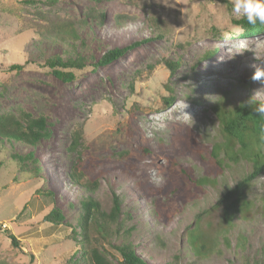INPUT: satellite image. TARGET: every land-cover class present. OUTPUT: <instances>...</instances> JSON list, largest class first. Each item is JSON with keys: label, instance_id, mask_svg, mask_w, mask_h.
I'll return each instance as SVG.
<instances>
[{"label": "rangeland", "instance_id": "374dc122", "mask_svg": "<svg viewBox=\"0 0 264 264\" xmlns=\"http://www.w3.org/2000/svg\"><path fill=\"white\" fill-rule=\"evenodd\" d=\"M228 1L0 0V116L24 112L41 116L48 132L33 146L16 142L0 148V262L83 264L65 260L74 250L81 255L70 228H52L49 222L38 220L41 199L36 190H48L63 221L74 224L78 199L86 191L70 178V169L77 158H92L88 173L99 177L94 198L108 211L113 194L120 196L122 212L130 215L123 226L132 229L128 240L146 262L242 264L262 259L264 263V171L244 188L252 201L250 214L234 220L224 233L227 242L216 234L221 214L210 209L226 188L251 170L249 161L226 160L228 166L208 174L209 182L189 185L186 194L172 201L169 210L173 213L166 222L154 218L153 199L145 198L136 182L143 168L146 177L159 186L163 181L159 166L166 164L165 158L141 157L136 176L117 169L100 172L103 166L122 162L126 156L122 153L131 154L132 147L145 142L153 150H173L177 146L170 143L183 126L192 130L195 140L210 146L217 139L211 105L223 92H228L226 105L245 99L264 103V81L252 78L257 67H264V33L241 36L234 23L240 17ZM115 14L129 18L116 22ZM152 14L161 16L168 26L163 38L151 36L147 15ZM56 22L74 24L78 38L61 40L43 30L36 34L38 28ZM119 47L126 48L106 64L74 70L70 81L57 78L41 64L52 54L65 59L76 51L91 64ZM166 61L174 64L173 73ZM15 64L19 67L12 68ZM169 94L174 100L165 107L163 97ZM74 131L81 137L72 150ZM13 151H31L35 162H26V169L20 170L10 161ZM176 158L194 165L195 179L212 170L206 160L193 161L183 154ZM33 167L38 168L37 175ZM34 196L38 199L31 206ZM196 213H202L206 235L217 236L216 249L202 258L195 257L186 243L185 229ZM7 233L20 239L18 247ZM76 238L80 240L78 232ZM121 240V231L113 234L114 244ZM175 257L179 258L176 262Z\"/></svg>", "mask_w": 264, "mask_h": 264}, {"label": "trees", "instance_id": "16d2710c", "mask_svg": "<svg viewBox=\"0 0 264 264\" xmlns=\"http://www.w3.org/2000/svg\"><path fill=\"white\" fill-rule=\"evenodd\" d=\"M24 1L32 3L34 0ZM49 2H53V0H49ZM223 2L230 4L228 0H223ZM103 16L101 14L100 19ZM127 18H129L127 14H115L116 22ZM234 23L239 34L243 37L264 33V25L259 23L252 26L242 18L236 19ZM147 24L150 27L151 36L163 38L169 33L168 26L163 18L157 14L147 15ZM73 25L72 23L56 22L48 28H38L36 34H40L39 31L43 30L56 38L69 41L78 38ZM125 48L109 49L99 59L91 61V64L85 63V56L79 51H76L73 57L65 59L58 54H52L45 57L41 64L57 78L70 81L74 78V70H80L87 66L92 69L97 64H106L110 59L124 51ZM165 64L173 73L174 64L167 61ZM11 67L18 68L19 65L15 64ZM166 88L168 91L170 90L167 85ZM227 94L228 92L221 93L211 105L217 122V139L210 146H204L195 140L197 137H195L192 130L187 126H183L184 128L176 130L173 137L174 142L170 143L177 146L173 147V150L170 148H164L160 151L153 150L145 142L142 145L132 147L131 154L122 153L126 155L122 162L111 167L103 166L100 172L117 169L130 176H136V170L139 168L138 162L141 157L146 156L153 160L165 158L166 164L160 163L159 166L163 173V181L159 186L153 184L146 177V170L143 168L140 169L141 178L136 179V182L138 191L145 198L153 199L151 212L154 218L166 222L169 221L173 213L169 210V208H172V201H175L180 195L186 194L190 188L189 185L209 182L208 174L215 175L220 172L222 166H228L227 161L237 163L240 158L249 161L251 170L242 176L234 186L226 188L223 194L210 206L211 210H217L221 214V223H219L216 234L218 238L221 237L222 240L227 242L224 233L235 224L234 220L237 218L244 219L249 217L250 214L249 209L252 201L246 197L244 188L264 171V115H257L254 111L261 103L245 99L233 106L226 105ZM173 98L171 94L163 97L165 107L173 103ZM130 132L131 130L128 129V135H130ZM45 137H48V132L45 119L41 116L32 117L25 112L18 116L12 114L0 116V148H3L5 144L12 147L16 142L33 146ZM80 137L79 132H73L70 146L72 150H75L79 145ZM176 154L190 156L193 161L204 162L206 160L212 170H206L201 178L195 179L192 176L194 165L190 162L178 161ZM90 160L93 159L84 158L81 161L77 158V164H72L70 169V178L82 190L86 191V194L81 195L78 199L75 223L63 221V214L57 207L53 206L51 193L40 187L36 190L37 196H40L41 199L38 206L41 216L38 220L49 222L52 228L58 226L70 228V237L77 244L76 247L80 250L81 255H76L77 250H74L72 254L65 258L67 262L77 263L81 260L83 264H150L136 253L133 244L128 240L132 229L131 227L124 229L123 226L130 215L122 212L120 196L113 194L112 204L108 211L103 210L100 203L94 198L93 195L98 187L99 177L97 173L92 175L88 173ZM10 161L15 163L20 170H23L26 169V162L34 163L35 159L31 151L26 154L13 151L10 155ZM32 171L37 175L39 170L37 167H33ZM195 188L193 186V189ZM194 194H197V191ZM37 196H34L29 202L31 206L38 199ZM163 203H166V207L163 206ZM201 214L196 213L192 225L185 229L186 243L192 254L197 258H202L213 252L216 249L217 242L216 235L211 238L206 235V231L201 226ZM120 231L122 240L120 244H114L112 236ZM77 232L80 234V240L76 238ZM7 234L11 243L18 247L21 242L20 239L12 233ZM238 237L242 238L241 235ZM262 251L264 252V246ZM178 259V257H175V262ZM0 264L5 263L0 262ZM187 264H194V261L192 260ZM242 264L264 263L261 259L259 261L245 260Z\"/></svg>", "mask_w": 264, "mask_h": 264}, {"label": "clouds", "instance_id": "9594fccd", "mask_svg": "<svg viewBox=\"0 0 264 264\" xmlns=\"http://www.w3.org/2000/svg\"><path fill=\"white\" fill-rule=\"evenodd\" d=\"M231 4V11L249 25H264V0H231ZM252 78L264 81V67H257ZM254 111L257 115H264V103L259 104Z\"/></svg>", "mask_w": 264, "mask_h": 264}]
</instances>
